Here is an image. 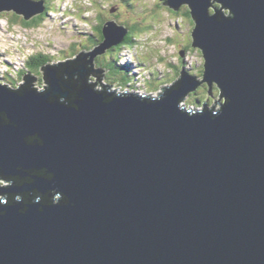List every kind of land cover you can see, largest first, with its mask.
I'll return each instance as SVG.
<instances>
[{"label":"water","instance_id":"obj_1","mask_svg":"<svg viewBox=\"0 0 264 264\" xmlns=\"http://www.w3.org/2000/svg\"><path fill=\"white\" fill-rule=\"evenodd\" d=\"M161 4L190 9L224 102L187 109L197 82L183 70L154 99L95 91L91 53L74 71L41 67L44 92L32 76L0 86V264H264V0ZM119 28L113 41L104 25L108 49Z\"/></svg>","mask_w":264,"mask_h":264},{"label":"rangeland","instance_id":"obj_2","mask_svg":"<svg viewBox=\"0 0 264 264\" xmlns=\"http://www.w3.org/2000/svg\"><path fill=\"white\" fill-rule=\"evenodd\" d=\"M34 1L40 2V0ZM41 1L42 8L49 5L54 13L49 12L41 26L34 29L23 28L19 24L13 26L15 22L10 24L8 20L13 18V12L0 13V55L13 56L11 60L13 63L0 59V77L3 85L6 81L23 85L24 81L17 80L12 70L16 71V67H21L18 68L19 70L24 69L23 61L30 56L41 55L43 59L39 56L40 62L43 63L45 59L44 65L39 66L36 72L31 68L29 71L30 76L35 78L31 83L32 89L44 90L41 67L48 64L56 66L75 59L80 53H91L93 69L88 82L94 84L95 91L100 92L107 87L106 91L109 89L117 94L121 90V94L129 90L130 94L135 92L140 96L148 95L150 92L149 95L156 98L163 92V87H171L180 78L183 70L197 82L192 94L184 99L189 106L187 109L192 107L196 111H202L204 103L209 108H216L219 102H224L218 90H215L217 93L213 91L212 94L211 88L204 82V58L201 51L192 46L191 34L194 24L186 15L185 5L174 14L168 6L161 4L166 0H134L130 4L126 0L123 2L121 0ZM213 6L217 10L221 8L215 3ZM221 13L227 16L228 10L221 9ZM41 14L38 13L34 17L37 18ZM99 14L107 17L110 28H116L112 31L115 36L113 41L117 39L118 32H121L119 27H128V25L140 27L141 33L135 41L134 48L131 50L120 48L116 50L117 53L115 50L112 51V55L116 56H106L108 52L104 54L105 51H102L108 49L105 41L92 46L89 40L94 36V30L99 25L97 21ZM16 20L23 21L22 18ZM147 26L151 28L146 29ZM84 46H87L88 50L83 49ZM73 53L76 54L73 56ZM37 58L35 57L34 60ZM47 60L50 63L46 62ZM108 65L113 66L118 73L111 74L113 70ZM87 68L90 66L87 65ZM5 71L10 73L8 77L2 74ZM92 73H98L99 77L93 76ZM195 91L197 93L193 94ZM196 99L199 103L193 104ZM0 186L6 188L9 183L0 180Z\"/></svg>","mask_w":264,"mask_h":264},{"label":"trees","instance_id":"obj_3","mask_svg":"<svg viewBox=\"0 0 264 264\" xmlns=\"http://www.w3.org/2000/svg\"><path fill=\"white\" fill-rule=\"evenodd\" d=\"M51 1V0H50ZM122 2H123V0H121ZM126 1H128V3L130 4V3H132V2H134V0H126ZM218 5V4H217ZM216 5V6H217ZM218 8H219V5L217 6ZM185 8H187V7H185ZM169 10H171V12H173L174 14H177V12L175 13V11L174 10H172L171 8H169ZM49 12H52V13H54V11H53V9L51 8V6H46L45 7V12L41 15V16H39V17H37V18H34L33 20H31V21H29V22H23V21H18V20H16V18H18L17 16H15V15H12L13 16V18L11 17L10 18V20H8L9 21V23L10 24H12V22H15V23H13V26H15V25H20V26H22L23 28H31V29H34V28H37V27H39V25L43 22V20H44V17H46L47 15H48V13ZM226 12V11H225ZM211 14H212V12H210ZM227 13V12H226ZM226 13H224V14H226ZM186 15L188 16V17H190L191 19H192V17H191V15H190V11H189V9L187 8V12H186ZM104 17H105V15H104ZM102 17L100 14H99V16H98V19H97V21L99 22V25H98V27L97 28H95V30H94V36L89 40V43L92 45V46H96L97 45V43L98 42H100L101 41V43L105 40V37H104V35H103V28H104V25H105V23H106V21H107V17ZM192 22H193V24H194V21L192 20ZM195 25V24H194ZM41 26V25H40ZM122 27H124V26H122ZM149 27L150 26H147V28L146 29H149ZM125 28V30L126 31H128V33H127V35L124 37V39H123V41L121 42V43H118L117 45H114L113 47H111V48H109L106 52H105V54L108 52V54L106 55V56H111L113 53H112V51L113 50H118V49H120V48H127V49H132V48H134V46H135V41H136V39L140 36L139 34L141 33V28L140 27H137V26H129L128 25V27H124ZM151 28V27H150ZM145 30V29H144ZM142 31H143V29H142ZM95 38V39H94ZM84 48L85 49H87L88 50V47L87 46H84ZM116 53H117V51H116ZM76 53H73V56L75 55ZM104 55V54H103ZM39 56H41V55H39ZM39 56H38V58L36 59V60H34V61H30L29 63H28V68H31V70L33 71V72H36L37 70H38V68H39V66H42V65H44L43 63L45 62V59L43 60V63H41L40 62V60L41 59H43V57L40 59L39 58ZM112 56H116V55H112ZM46 62H48L49 63V60H47ZM103 63H105V62H103ZM103 66H105V65H103ZM108 66H110L111 67V69L113 70V71H111V74H113V75H116L118 72L117 71H115L114 70V68H113V66H111V65H108ZM5 80H7V79H5ZM19 80H21V77H19ZM6 83H7V81H6ZM15 86V85H14ZM42 86H43V84H42ZM19 87V86H18ZM41 89V88H40ZM215 90H218L216 87H214L213 89H212V94H214V92L213 91H215ZM216 93H217V91H215ZM218 92H219V90H218ZM195 93H197V91L195 92ZM194 93V94H195ZM220 93V92H219ZM194 103H199V100L198 99H196V100H194L193 101V104Z\"/></svg>","mask_w":264,"mask_h":264},{"label":"bare ground","instance_id":"obj_4","mask_svg":"<svg viewBox=\"0 0 264 264\" xmlns=\"http://www.w3.org/2000/svg\"><path fill=\"white\" fill-rule=\"evenodd\" d=\"M91 47H92V46H91ZM1 71H2V70H1ZM1 79H2V78H0V83H3ZM3 81H4V80H3ZM102 86H103V85H102Z\"/></svg>","mask_w":264,"mask_h":264},{"label":"clouds","instance_id":"obj_5","mask_svg":"<svg viewBox=\"0 0 264 264\" xmlns=\"http://www.w3.org/2000/svg\"><path fill=\"white\" fill-rule=\"evenodd\" d=\"M41 1V0H40ZM45 9V8H44ZM1 188H4V187H1ZM0 197H3V196H0Z\"/></svg>","mask_w":264,"mask_h":264}]
</instances>
